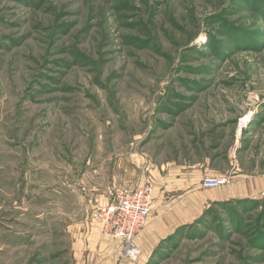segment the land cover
Instances as JSON below:
<instances>
[{
  "label": "rangeland",
  "instance_id": "rangeland-1",
  "mask_svg": "<svg viewBox=\"0 0 264 264\" xmlns=\"http://www.w3.org/2000/svg\"><path fill=\"white\" fill-rule=\"evenodd\" d=\"M203 156L264 173V0H0V264H93L116 188L182 197L169 162ZM146 264H264V196L210 203Z\"/></svg>",
  "mask_w": 264,
  "mask_h": 264
},
{
  "label": "crops",
  "instance_id": "crops-1",
  "mask_svg": "<svg viewBox=\"0 0 264 264\" xmlns=\"http://www.w3.org/2000/svg\"><path fill=\"white\" fill-rule=\"evenodd\" d=\"M204 161L184 163L169 162V172L174 182L170 184L172 190L180 189L182 197L166 198L153 185V199L150 214L143 229L135 236V242L141 254L133 264H146L158 244L172 235L178 228L191 222L202 214L210 203L229 198H255L260 197L264 191V173L254 175L233 174L227 185H221L212 191L202 187L201 181L205 175H220L222 171L213 172ZM172 178L168 179L171 182ZM136 184L134 186H137ZM132 186V187H134ZM177 199V200H174ZM82 248V247H81ZM79 245L70 247L73 264H81L82 249ZM87 258L93 264H128L121 252V240L113 239L94 230L92 243L86 245ZM84 252V250H83ZM76 260V261H75Z\"/></svg>",
  "mask_w": 264,
  "mask_h": 264
},
{
  "label": "built area",
  "instance_id": "built-area-1",
  "mask_svg": "<svg viewBox=\"0 0 264 264\" xmlns=\"http://www.w3.org/2000/svg\"><path fill=\"white\" fill-rule=\"evenodd\" d=\"M229 182L230 176L225 174L206 175L201 185L205 189H213ZM261 196H264V191ZM152 199L153 186L149 182L134 187H118L112 199L97 215L102 234L121 240L122 253L130 260L136 261L141 254L135 236L145 226Z\"/></svg>",
  "mask_w": 264,
  "mask_h": 264
},
{
  "label": "trees",
  "instance_id": "trees-1",
  "mask_svg": "<svg viewBox=\"0 0 264 264\" xmlns=\"http://www.w3.org/2000/svg\"><path fill=\"white\" fill-rule=\"evenodd\" d=\"M219 201H216L215 203H218Z\"/></svg>",
  "mask_w": 264,
  "mask_h": 264
}]
</instances>
